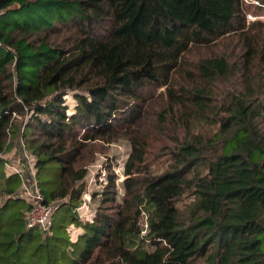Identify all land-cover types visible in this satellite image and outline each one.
I'll return each instance as SVG.
<instances>
[{"label":"trees","instance_id":"obj_1","mask_svg":"<svg viewBox=\"0 0 264 264\" xmlns=\"http://www.w3.org/2000/svg\"><path fill=\"white\" fill-rule=\"evenodd\" d=\"M250 34L242 0H0V264H264V41ZM230 36L237 53L207 54ZM160 89L169 169L143 171L131 139L122 201L109 179L84 220L91 143ZM17 143L55 206L48 232L8 172Z\"/></svg>","mask_w":264,"mask_h":264},{"label":"rangeland","instance_id":"obj_2","mask_svg":"<svg viewBox=\"0 0 264 264\" xmlns=\"http://www.w3.org/2000/svg\"><path fill=\"white\" fill-rule=\"evenodd\" d=\"M243 2V19L246 21L247 29L251 32L252 39L257 40L262 38L264 41V0H242ZM228 36V35H227ZM230 37H223L218 43L210 47L207 54L210 55L214 52L221 51L224 54L237 53V44L231 42ZM196 52H192L189 62L194 61L197 58ZM203 52H205L203 50ZM183 77H178L177 83H182ZM223 83L222 81H220ZM264 84V77H263ZM148 105L143 109L142 118L133 120L132 126L124 125L125 129L117 128L115 134L112 137H106L103 141H96L91 143L93 147L94 162L89 166V174L85 179L86 192L83 196L82 203L88 202V209L82 212L84 220H91L96 212L102 207L103 193L106 192L110 181L115 182L116 192L118 193L119 202L122 201L125 194L123 184L126 179L124 174L127 162L132 154V140H136L138 149L142 151L144 155L145 168L143 171H150L153 174L159 175L169 169L167 157L168 148H174V144L170 143L172 138L177 137L174 134L176 131L175 120L173 123L169 122L171 116L168 118L167 124H162L160 114L165 109L164 106L167 103V97L165 96V90L160 89L152 91L149 97ZM68 104L70 108H73L76 103L72 97L68 98ZM71 113V111H69ZM28 118L26 117L25 120ZM22 121V119H19ZM177 129V128H176ZM220 126L218 123H209L200 128L197 131L200 137L214 138L219 132ZM196 133V134H197ZM128 134V135H127ZM130 135V136H129ZM18 149H14L11 153L5 156L7 162L17 168L21 173L24 180V184H27L29 179V173L27 171L28 164L23 160L22 151H24L23 145L16 144ZM29 154V153H28ZM30 155V154H29ZM137 169L139 167L137 166ZM141 170V169H140ZM9 173L10 170H8ZM138 173L135 176H138ZM110 179V181H109ZM191 201L188 196L185 198L184 204H188ZM143 223V222H142ZM146 230V226H144ZM143 228V230H144ZM75 231H72V234ZM145 233V231H144Z\"/></svg>","mask_w":264,"mask_h":264},{"label":"built area","instance_id":"obj_3","mask_svg":"<svg viewBox=\"0 0 264 264\" xmlns=\"http://www.w3.org/2000/svg\"><path fill=\"white\" fill-rule=\"evenodd\" d=\"M22 153L25 162L28 164L27 171L29 173V179L27 181V184H23L21 196L29 200L33 205V210L29 216L31 224L41 226L44 232H48L51 226V218L55 206L43 204V197L39 192L36 181V171L34 169L35 159L34 157L28 155L25 150L22 151ZM7 169L10 170V172L13 174L21 173L17 168L11 166L10 164H7ZM88 207V202L84 201L77 209V212L79 213L81 218H83L82 212L88 209Z\"/></svg>","mask_w":264,"mask_h":264},{"label":"crops","instance_id":"obj_4","mask_svg":"<svg viewBox=\"0 0 264 264\" xmlns=\"http://www.w3.org/2000/svg\"><path fill=\"white\" fill-rule=\"evenodd\" d=\"M15 149H18V146L16 145V148Z\"/></svg>","mask_w":264,"mask_h":264},{"label":"water","instance_id":"obj_5","mask_svg":"<svg viewBox=\"0 0 264 264\" xmlns=\"http://www.w3.org/2000/svg\"><path fill=\"white\" fill-rule=\"evenodd\" d=\"M144 231H145V228H144Z\"/></svg>","mask_w":264,"mask_h":264}]
</instances>
